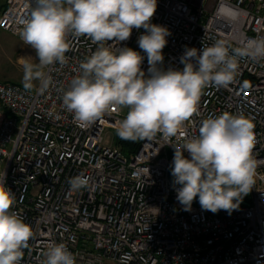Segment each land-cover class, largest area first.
Instances as JSON below:
<instances>
[{"label":"built area","instance_id":"obj_1","mask_svg":"<svg viewBox=\"0 0 264 264\" xmlns=\"http://www.w3.org/2000/svg\"><path fill=\"white\" fill-rule=\"evenodd\" d=\"M34 6L35 0H5L0 29L20 39ZM151 22L171 32L162 67L182 70L186 49L222 41L231 50L264 39V0H157ZM144 32L133 29L116 47L140 52L147 75L137 42ZM69 42L66 63L44 69L47 89L0 81V174L16 196L13 210L34 233L21 264H44L56 243L67 246L76 264H264V58H240L233 81L205 88L198 115L175 137L140 140L126 157L103 144L102 132L116 131L127 108L82 126L62 104V90L97 47L87 37L70 35ZM224 112L254 126L255 184L231 214L193 204L185 211L176 198L180 186L169 176L172 146L198 136L203 119ZM77 177L82 187L70 183Z\"/></svg>","mask_w":264,"mask_h":264},{"label":"clouds","instance_id":"obj_2","mask_svg":"<svg viewBox=\"0 0 264 264\" xmlns=\"http://www.w3.org/2000/svg\"><path fill=\"white\" fill-rule=\"evenodd\" d=\"M157 0H35L19 31L20 39L36 53L37 63L25 59L23 84L51 83L44 69L66 63L69 36L87 37L96 49L80 63V73L62 90V104L82 125L88 126L116 109L128 111L116 129L124 140H151L160 134L166 140L177 135L185 121L198 115L203 90L227 87L238 72L240 58H264V39L245 47L229 49L222 41L201 49H186L180 58L182 70L162 67L169 29L153 24ZM145 30L138 38L144 56L129 47L133 29ZM109 41L114 44L109 45ZM253 124L243 115L227 112L201 121L199 134L174 148L171 165L177 200L191 209L198 197L203 210L231 214L255 184L257 162L253 156ZM188 153L185 157L184 153ZM73 187L85 181L73 178ZM16 196L0 174V264H21L23 250L33 238L29 224L13 210ZM44 264H76L64 243L51 244Z\"/></svg>","mask_w":264,"mask_h":264},{"label":"rangeland","instance_id":"obj_3","mask_svg":"<svg viewBox=\"0 0 264 264\" xmlns=\"http://www.w3.org/2000/svg\"><path fill=\"white\" fill-rule=\"evenodd\" d=\"M4 0H0V5ZM25 59L37 63L34 49L25 47L19 37L0 29V81H12L23 84V68ZM39 81L33 82L29 89H34ZM103 144L115 146L117 131L109 127L102 132Z\"/></svg>","mask_w":264,"mask_h":264},{"label":"trees","instance_id":"obj_4","mask_svg":"<svg viewBox=\"0 0 264 264\" xmlns=\"http://www.w3.org/2000/svg\"><path fill=\"white\" fill-rule=\"evenodd\" d=\"M5 6V0L3 1V3L0 5V13L1 11L3 10ZM139 142L140 140H136V141H131V140H124V139H121L118 135H117V138H116V141H115V145L119 147V149L121 150V152L126 156V157H130L136 150H137V147L139 145ZM169 176H170V180L171 182H173V177L171 175V169H170V173H169ZM244 198L245 196L243 197L242 199V202L244 201ZM193 205L195 206H200L199 204V200H198V197L193 201L192 203Z\"/></svg>","mask_w":264,"mask_h":264}]
</instances>
